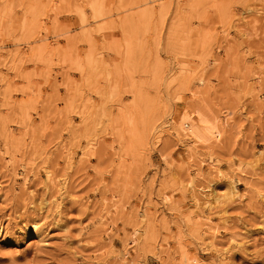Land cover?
Segmentation results:
<instances>
[{"label":"rangeland","instance_id":"374dc122","mask_svg":"<svg viewBox=\"0 0 264 264\" xmlns=\"http://www.w3.org/2000/svg\"><path fill=\"white\" fill-rule=\"evenodd\" d=\"M0 264H264V0H0Z\"/></svg>","mask_w":264,"mask_h":264}]
</instances>
